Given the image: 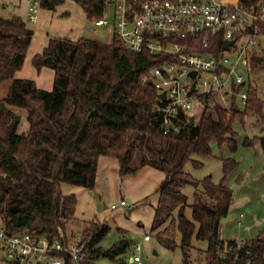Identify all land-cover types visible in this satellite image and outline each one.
Returning a JSON list of instances; mask_svg holds the SVG:
<instances>
[{"label":"trees","instance_id":"1","mask_svg":"<svg viewBox=\"0 0 264 264\" xmlns=\"http://www.w3.org/2000/svg\"><path fill=\"white\" fill-rule=\"evenodd\" d=\"M60 1L43 0L42 6L54 7ZM76 1L90 18L103 15L100 1ZM239 3L252 8L264 0ZM34 34L21 16L0 15V83L11 81L7 96L0 99V222L11 232L66 238L67 223L76 219L77 198L65 194L63 184L93 188L99 159L109 156L118 160L123 176L143 166L165 173L153 222L160 245L170 250L179 247L186 264H219L222 251L232 258L238 239L222 237V219L230 211L233 190L228 181L238 171L239 161L222 158L219 183L211 176L198 181L183 168L193 154L213 156V141L236 150V122L245 123L249 116L264 121V100L255 82H250L245 108L233 101L228 109L214 100L205 107L198 124L187 122L179 131L164 134L157 108L162 102L150 84L152 70L161 63L159 56L133 53L117 35L112 43L51 38L33 57L36 69L55 72L53 88L48 90L39 87L35 79L17 77ZM252 70H264L262 53L253 56ZM16 108L27 112L26 131H21L23 117ZM259 140L264 149V133ZM252 141L246 137L243 143L249 146ZM188 184L196 189L191 204L183 192ZM188 204L193 220L184 215ZM109 229L108 224L88 222L81 232L88 262L82 264H97L95 259L100 256L121 262L128 258L133 246L128 238L110 248L99 245ZM194 236L207 241V248L195 247ZM250 241L252 264H264V229Z\"/></svg>","mask_w":264,"mask_h":264},{"label":"built area","instance_id":"2","mask_svg":"<svg viewBox=\"0 0 264 264\" xmlns=\"http://www.w3.org/2000/svg\"><path fill=\"white\" fill-rule=\"evenodd\" d=\"M43 0H30L27 20L36 22ZM103 15L95 25H111L133 53L159 56L150 81L159 95L164 134L190 122L194 101L204 107L216 100L228 109L249 100L253 56L264 52V3L244 7L220 0H98ZM111 16V19L109 18ZM226 40L233 44L224 49ZM147 81V79H144ZM194 118V117H193ZM129 210L134 205L126 200ZM116 208L117 204H112ZM151 236L145 234L144 241ZM142 244L134 246L132 264H144ZM233 257L222 251L219 264H252V242L239 238ZM0 260L14 264H82L88 262L82 236L64 239L33 231L11 232L0 222Z\"/></svg>","mask_w":264,"mask_h":264},{"label":"rangeland","instance_id":"3","mask_svg":"<svg viewBox=\"0 0 264 264\" xmlns=\"http://www.w3.org/2000/svg\"><path fill=\"white\" fill-rule=\"evenodd\" d=\"M29 2L30 0H0L1 16L17 14L29 22L35 31L24 67L17 73L19 78L35 79L38 86L43 89L53 88L54 70L43 68L39 71L33 65V57L43 51L51 38L69 37L73 40L84 38L102 43L113 42L115 35L113 26L95 25L82 4L76 0H61L54 7L42 6L36 22L27 20ZM109 18L111 19L110 15ZM251 82L258 86L264 100V70L252 71ZM10 84V80L0 83V99L7 96ZM16 111L23 117L21 131H26L27 112L18 108ZM205 111L202 100L194 101L191 115L196 124L200 122ZM234 130L236 132L234 138L238 145L236 150H232L228 144L220 147L213 141L211 143L213 156L202 157L193 154L183 169L198 181L211 176L213 182L219 183L223 178L222 158L228 155L240 161V177L232 180L230 184L233 189V200L228 215L222 219V237L230 239L243 236L247 239L250 238L253 229H264V149L259 140V136L264 133V121L260 122L256 117L249 116L245 123L236 122ZM246 137L253 140L249 146L243 143ZM164 179L165 173L152 166H143L134 173L123 176L116 158L101 156L93 188L63 184V192L75 194L77 198L76 219L67 223V236H81L88 222L96 220L110 226L107 235L100 241L99 245L102 247L110 248L123 237L133 243L124 262L100 256L95 259L97 264H132L131 258L137 243L142 244L141 255L144 264H186L181 249L176 247L170 250L160 245L155 236L157 230H153L155 208L160 197L159 188ZM195 191L192 184L186 185L183 189L190 204L194 200ZM122 200L134 205V208L129 210L121 205ZM112 204H117V207L112 208ZM190 204L186 205L184 215L193 220ZM178 214L177 209L173 214L175 220L178 219ZM145 234L151 235L149 241H144ZM180 239L181 234L176 230L177 242H180ZM192 244L201 249L208 246L207 241L199 240L195 236ZM0 264L14 263L0 260Z\"/></svg>","mask_w":264,"mask_h":264},{"label":"crops","instance_id":"4","mask_svg":"<svg viewBox=\"0 0 264 264\" xmlns=\"http://www.w3.org/2000/svg\"><path fill=\"white\" fill-rule=\"evenodd\" d=\"M220 1H223V2H227V3H233V4H235V3H239V1L240 0H220ZM263 55H264V52L262 53ZM228 157H232V156H228V155H225V157H223V158H228ZM238 160V159H237ZM239 161V160H238ZM239 163H240V161H239ZM240 173H241V163H240V167H239V169H238V171L236 172V173H234L231 177H230V179H229V181H228V186L229 187H231V182H233L235 179L237 180L239 177H240ZM233 180V181H232ZM232 188V187H231ZM233 190V189H232ZM105 207H107V205H105ZM241 216H242V214H241ZM260 229L261 228H259V229H253L252 230V232L250 233V238H247V239H252V238H254V237H256L258 234H259V232H260ZM248 237V236H247ZM239 238H243V239H246V238H244L243 236H241V237H231L230 239H239ZM151 239V238H150ZM228 240V239H227ZM146 241H149V240H146Z\"/></svg>","mask_w":264,"mask_h":264},{"label":"water","instance_id":"5","mask_svg":"<svg viewBox=\"0 0 264 264\" xmlns=\"http://www.w3.org/2000/svg\"><path fill=\"white\" fill-rule=\"evenodd\" d=\"M232 44H233V41L232 40H226L224 42V44H223V47H224V49H228L229 46L232 45ZM47 60L49 61L50 60V57H48ZM152 83H153V81H150V84H152ZM165 95H166L165 92H163V93H161L159 95V98L163 100L165 98ZM190 125H194V118L193 117L190 120ZM131 262H132V259H131Z\"/></svg>","mask_w":264,"mask_h":264}]
</instances>
